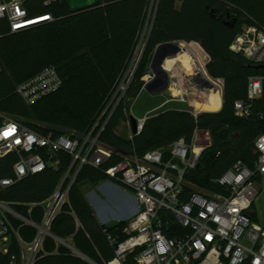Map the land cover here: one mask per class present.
<instances>
[{
	"label": "trees",
	"instance_id": "trees-1",
	"mask_svg": "<svg viewBox=\"0 0 264 264\" xmlns=\"http://www.w3.org/2000/svg\"><path fill=\"white\" fill-rule=\"evenodd\" d=\"M25 5L30 15L50 14L52 20L9 32L8 22L0 19V111L11 114L40 134L58 135L67 133L63 129H68L82 135L90 130L113 96L132 59L145 26L149 0H100L96 6L76 12L59 0H30ZM228 12L231 13L228 19H236L233 27L223 20ZM244 20L264 27V0H182L180 3L158 0L137 67L123 97L106 121L100 140L114 153L141 155L166 147L180 137L189 139L195 125L208 129L212 143L203 151L198 166L185 176L194 185L210 191L219 190L215 179L235 161L252 165L257 157L253 141L264 133V80L262 95L252 102L248 117L236 116L233 103L245 98L248 76L264 77V64H252L230 48ZM175 40L183 41L181 43L189 49L198 47L202 71L224 80L220 110L202 112L195 121L187 108H162L146 118L139 134L131 139L119 135L116 128L141 92V77L148 70L155 47ZM51 65L59 72L61 86L34 103L25 104L16 92L17 85ZM118 160V155L113 156L103 168ZM67 161L68 157L63 156L58 168L47 167L15 182L0 191V199L12 203L46 199L60 180ZM9 165L10 158L2 161L1 177L10 175ZM106 179L102 170L83 166L69 188L68 202L50 225L52 234L69 240L74 248L100 264L113 255L104 228L110 232L120 231L125 220L101 224L81 185ZM186 196L187 187L181 198L184 200ZM16 209L26 213L24 205ZM41 215L42 209L35 206L30 217L39 222ZM19 233L22 238L31 239L35 229L25 225L19 228ZM0 264H8V257L0 256ZM34 264L90 263L46 236L43 251Z\"/></svg>",
	"mask_w": 264,
	"mask_h": 264
},
{
	"label": "built area",
	"instance_id": "built-area-1",
	"mask_svg": "<svg viewBox=\"0 0 264 264\" xmlns=\"http://www.w3.org/2000/svg\"><path fill=\"white\" fill-rule=\"evenodd\" d=\"M28 1L0 0V19L8 22L9 32L36 25L34 21L41 17H47L44 21L52 20L50 14L30 15L25 5ZM181 1L176 0V3ZM157 3L158 0H149L145 32L147 27L150 29ZM144 35L139 38V49L143 48ZM230 48L252 64H264V27L252 20L242 21ZM133 70L129 68L123 75L107 107L82 135L74 132L40 134L11 114L0 112V169L2 161L10 158V175L0 176V191L47 167L56 169L62 164L63 156L68 157L60 180L46 199L34 203L0 199V256H7L8 264H34L43 251L46 236L63 244L52 236L50 225L68 202V191L77 174L88 165L130 189L137 204L131 216L121 219L125 224L120 231L110 232L104 228L113 255L101 264H264V227L255 223L256 213L252 210L258 195L257 184H264V133L253 141L257 157L252 165L235 161L215 179L218 191L196 190L193 188L196 185L185 176L198 166L203 151L212 143L208 129L195 125L189 139L180 137L166 147L141 155L114 153L99 136L123 97ZM208 77L213 81H208L210 87L187 81V110L195 121L200 113L217 112L222 106V84L219 78ZM151 78L150 72L144 75L141 91ZM263 80L261 75L247 77L245 98L233 103L236 116L246 118L251 114L252 102L262 95ZM61 84L58 70L51 65L18 84L16 92L25 104H32ZM170 87L169 83L166 89L170 91ZM211 92L219 95L217 110L194 106L195 100H208ZM146 118L135 117L133 127L130 125V139L143 130ZM115 155L119 160L103 168ZM186 187L187 196L183 200ZM20 205L26 206V213L16 209ZM35 206L42 209L39 222L30 217ZM25 225L35 229L31 239L20 236L19 228ZM93 264L100 263L93 261Z\"/></svg>",
	"mask_w": 264,
	"mask_h": 264
},
{
	"label": "rangeland",
	"instance_id": "rangeland-1",
	"mask_svg": "<svg viewBox=\"0 0 264 264\" xmlns=\"http://www.w3.org/2000/svg\"><path fill=\"white\" fill-rule=\"evenodd\" d=\"M146 29H147L146 32L144 31L145 28H143L142 30V33L145 34L143 37L144 38L143 41H145L146 39L149 28L147 27ZM180 42H183V41H180ZM141 49H142V46H141ZM141 49L138 48V44H137L135 52L132 56L131 61L129 62V65L125 73L128 71L129 68H132V70L134 68L133 70V74H134V71L140 59V58L138 59V55ZM134 58H135V62H134ZM164 67L169 74V83L171 85L170 91L169 89H165L164 91L158 94L151 95L146 90H142L138 94V96L133 100L131 104V108L129 109L128 112H126L125 118L117 126L116 132L119 135L130 138V135H131L130 116L134 118L144 117V116L148 117L150 114L155 113L158 110L162 108H167V107H179L183 109L187 108V81L188 83L190 81L191 82H194V81L190 80V78L187 76L184 70H182L180 64H178L176 60L172 57H169L165 60ZM178 72H179V75H178ZM145 74L142 75L141 80L143 79ZM205 74L208 75L206 70H205ZM212 78L216 80V78L214 77ZM219 81L222 84V87L224 88V80L219 79ZM174 87L180 88L181 92L177 95H174L172 93V89ZM110 100L111 98H109V100L107 101L100 115L102 114L104 109L107 107ZM193 103L197 107H200V104H198L197 101H194ZM207 107L210 108V106L208 105L205 106V108ZM0 112H3V111H0ZM107 116L108 114L106 115V117ZM63 130L67 133L70 132L68 129H63ZM193 188L196 190L208 191L207 189L201 188L199 186H193ZM257 190H258V195L254 199L252 210L256 213L255 223H259L261 226L264 227V184L263 183L257 184ZM81 191L84 194L86 200L91 205V207L95 210L97 209V211L94 210L97 216L100 213L101 215H104L105 218H108L106 221L107 224L116 223L121 219L120 216L124 215L128 210V207H127L128 200H129L128 196L130 197L133 196V192L130 189H128L121 183L114 182L110 179L103 180L97 184H91V183L85 182L81 185ZM252 221H254V219H252ZM67 243L70 244L69 242ZM71 252L75 254L72 250Z\"/></svg>",
	"mask_w": 264,
	"mask_h": 264
},
{
	"label": "water",
	"instance_id": "water-1",
	"mask_svg": "<svg viewBox=\"0 0 264 264\" xmlns=\"http://www.w3.org/2000/svg\"><path fill=\"white\" fill-rule=\"evenodd\" d=\"M59 1H63L70 11L76 12V11H80L86 8H90L92 6H96L100 0H59ZM228 11H229V8H228ZM226 16L229 18L231 16V13L228 12ZM234 21H235V18H231L226 23L232 27ZM42 22H45V21H42ZM42 22H39V23H42ZM39 23H36V24H39ZM147 38H148V34L146 36L141 53L144 50L145 44L147 42ZM179 42H180L179 40L163 42V43L158 44L155 47L150 57L149 66L147 70V72H150L152 74V78L144 86V90L149 92L151 95L158 94L164 91L168 87L169 74L164 67V62L167 58L175 57L178 53L182 51V47ZM190 61H191V65H192V69L194 73L192 80L198 85H200L201 87H210L209 82L203 78V76L201 75L193 59H190ZM134 123H135V118L130 116L131 127H133ZM52 236L55 237L57 240L61 241L63 244L68 245L77 256L84 259L88 263L93 264V261L89 257H87L86 255L78 251L71 244H68L66 239L55 236L54 234H52Z\"/></svg>",
	"mask_w": 264,
	"mask_h": 264
},
{
	"label": "bare ground",
	"instance_id": "bare-ground-1",
	"mask_svg": "<svg viewBox=\"0 0 264 264\" xmlns=\"http://www.w3.org/2000/svg\"><path fill=\"white\" fill-rule=\"evenodd\" d=\"M44 19H46V18H40L34 22L39 23V22L44 21ZM179 43L181 44L182 51L180 53H178L175 57H172V58H174L176 60V62L178 64H180L182 70H184V72L187 74V76L190 79H192V77L194 76L191 61H190V59H193V61L197 65L199 71L201 72V74H203V78L212 83V81L202 71V69L198 63V59L201 56V50L198 47H193V48L189 49V48H187V46L184 43H181V42H179ZM178 75H179V72H178ZM180 92H181V89L178 87H174L172 89V93L174 95H177ZM195 101H197V100H195ZM197 103L200 104V107H197L193 103L196 108L203 109V110H217L220 106V98H219V95L217 93L211 92L209 97H208V100H205L202 102L197 101ZM207 105L210 106V108L209 107L205 108V106H207Z\"/></svg>",
	"mask_w": 264,
	"mask_h": 264
},
{
	"label": "crops",
	"instance_id": "crops-1",
	"mask_svg": "<svg viewBox=\"0 0 264 264\" xmlns=\"http://www.w3.org/2000/svg\"><path fill=\"white\" fill-rule=\"evenodd\" d=\"M123 193H125V192H123ZM127 194V193H126ZM128 195V194H127ZM128 205H127V207H128V210H127V212L124 214V215H121L120 216V218L121 219H124V218H127V217H129V216H131L135 211H136V208H137V204H136V200H135V197H134V195L133 196H128ZM93 209V208H92ZM95 209H93V212H94V214H95V216H96V218L98 219V221L101 223V224H104V223H106V221H107V219L108 218H105L104 217V215H101L100 213H99V215L97 216V214H96V212L95 211H97V209L94 211ZM120 219V220H121ZM67 240V239H66ZM67 242H69V240H67ZM70 243V242H69ZM71 244V243H70ZM72 245V244H71ZM73 246V245H72Z\"/></svg>",
	"mask_w": 264,
	"mask_h": 264
},
{
	"label": "flooded vegetation",
	"instance_id": "flooded-vegetation-1",
	"mask_svg": "<svg viewBox=\"0 0 264 264\" xmlns=\"http://www.w3.org/2000/svg\"><path fill=\"white\" fill-rule=\"evenodd\" d=\"M230 19H231V18H230ZM230 19H228L227 16H226L225 18H223L224 21H228V20H230ZM235 23H236V19H235V21L233 22V26L235 25ZM233 26H232V27H233Z\"/></svg>",
	"mask_w": 264,
	"mask_h": 264
}]
</instances>
